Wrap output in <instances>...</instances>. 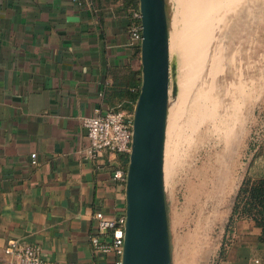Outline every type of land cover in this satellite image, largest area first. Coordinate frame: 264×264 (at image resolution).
Wrapping results in <instances>:
<instances>
[{
    "label": "crops",
    "instance_id": "0c3cea01",
    "mask_svg": "<svg viewBox=\"0 0 264 264\" xmlns=\"http://www.w3.org/2000/svg\"><path fill=\"white\" fill-rule=\"evenodd\" d=\"M131 21L122 0H0V264H16L4 252L11 240L50 262L116 264L91 238L97 210L126 212V184L114 177L126 159L87 157L83 119L122 109L108 91L142 67ZM252 169L264 175V151ZM233 204L215 264H264L255 221L228 225Z\"/></svg>",
    "mask_w": 264,
    "mask_h": 264
},
{
    "label": "rangeland",
    "instance_id": "374dc122",
    "mask_svg": "<svg viewBox=\"0 0 264 264\" xmlns=\"http://www.w3.org/2000/svg\"><path fill=\"white\" fill-rule=\"evenodd\" d=\"M226 2L189 69L181 60L180 1L166 0L171 71L164 180L172 264H215L240 183L258 177L252 167L264 151V0Z\"/></svg>",
    "mask_w": 264,
    "mask_h": 264
},
{
    "label": "water",
    "instance_id": "95a60500",
    "mask_svg": "<svg viewBox=\"0 0 264 264\" xmlns=\"http://www.w3.org/2000/svg\"><path fill=\"white\" fill-rule=\"evenodd\" d=\"M142 84L134 107L122 264H172L164 161L170 100L166 0H139Z\"/></svg>",
    "mask_w": 264,
    "mask_h": 264
},
{
    "label": "built area",
    "instance_id": "2783aa9c",
    "mask_svg": "<svg viewBox=\"0 0 264 264\" xmlns=\"http://www.w3.org/2000/svg\"><path fill=\"white\" fill-rule=\"evenodd\" d=\"M142 21L140 7L132 12V21L129 26L130 44L141 52ZM133 112L124 109H110L104 113L97 112L84 117L83 123L87 128L90 144L85 150L87 157L95 159L110 150L130 156L133 140ZM260 144V139L258 140ZM256 146L259 148V144ZM32 163L37 164V153L31 155ZM128 167L119 166L114 177L126 184ZM96 234L92 236L91 243L95 252L116 255V264H122L124 253L126 212L115 216L106 215L97 210L94 214ZM4 252L16 258V264H84L81 260L66 263L50 262L43 256L39 246L11 240L4 248Z\"/></svg>",
    "mask_w": 264,
    "mask_h": 264
},
{
    "label": "trees",
    "instance_id": "16d2710c",
    "mask_svg": "<svg viewBox=\"0 0 264 264\" xmlns=\"http://www.w3.org/2000/svg\"><path fill=\"white\" fill-rule=\"evenodd\" d=\"M122 4L132 19V12L139 8V0H122ZM136 52L139 54V49ZM141 84V68L130 70L122 81L112 84L108 91V101L110 103L121 102L122 109L133 112ZM122 156L126 159L123 167H128L129 157L123 154ZM243 218L255 221L256 225L261 228L260 240L264 242V175L258 177L247 175L237 191L228 225Z\"/></svg>",
    "mask_w": 264,
    "mask_h": 264
},
{
    "label": "bare ground",
    "instance_id": "6f19581e",
    "mask_svg": "<svg viewBox=\"0 0 264 264\" xmlns=\"http://www.w3.org/2000/svg\"><path fill=\"white\" fill-rule=\"evenodd\" d=\"M179 1H180V12L183 21V25L181 29L182 41L180 43V51L182 56L181 60L189 67V69H192L194 67L193 66L194 63L197 60V56L199 52L203 48L205 42L210 37L211 29L215 26V21L218 20V15L222 13L221 12L222 9L224 10V8H227V2H226L227 0H179ZM188 72L189 73L186 77V84H185L186 90H188V82L189 80H191L190 79L191 71L188 70ZM174 110L175 109L171 111L172 118L176 114V111Z\"/></svg>",
    "mask_w": 264,
    "mask_h": 264
}]
</instances>
